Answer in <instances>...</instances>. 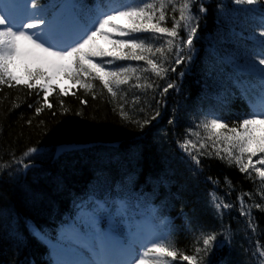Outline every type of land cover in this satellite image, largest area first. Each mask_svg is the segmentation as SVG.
<instances>
[{
  "label": "trees",
  "instance_id": "obj_1",
  "mask_svg": "<svg viewBox=\"0 0 264 264\" xmlns=\"http://www.w3.org/2000/svg\"><path fill=\"white\" fill-rule=\"evenodd\" d=\"M60 1L38 3L48 6ZM77 1L86 4L93 0ZM181 2L177 0V8ZM201 6L206 13L199 12ZM249 7L235 0H194L191 11L199 17L198 30L193 40L195 53L187 66L181 64L176 72L158 77L150 69L140 71L148 67L144 61H122V65L138 69L135 76L140 80L134 76L128 84L120 85L115 89L117 98L103 88L100 80L81 77V83L93 87L86 90L72 81V89L64 91L67 95L55 88L48 96L53 108L49 110L45 104V110L36 115L37 101L43 104L42 91L24 85H0V164L9 165L13 157H22L28 148L38 149L26 158L28 168L14 163L0 167V264H50L41 239L51 240L78 198L91 194L101 199L123 197L111 190L116 185L121 186L119 191L131 188L134 192L151 185L160 187L157 194H143L155 204L166 203L165 207L175 210V226L179 224V228L174 236L178 252L176 259L172 258L174 264H188L179 254L192 255L197 237L211 231L231 238L227 247L222 244L211 257L213 264H263L256 245L259 241L264 246V212L252 207L256 225L253 233L248 224L242 226L235 218L217 216L208 204V194L216 190L236 210L242 195L248 206L264 205V186L253 172L251 176L241 173L235 163L230 166L214 155L201 156L200 170L190 172L193 161L180 146L186 138L199 144L187 132L199 131L201 137L205 136L196 126L214 115L229 127L247 118L242 97L251 93V85L259 87L261 81L244 75L238 65L260 51L250 41L264 31V14L259 11L264 2L255 6V11H247ZM173 15L178 18L179 12H171L169 6L162 26L171 27ZM178 31L185 35L183 29ZM164 55L172 59L166 45ZM152 58L162 61L161 53ZM168 82L175 83L176 88L169 89L162 98L161 114L150 125L141 131L123 118L121 104L130 118L143 120L139 108L150 105L155 109L161 99L159 92ZM136 83L152 87H132ZM29 118L31 126L26 123ZM41 120L44 124L38 126ZM207 143L211 152V142ZM60 145L86 147L55 159V149Z\"/></svg>",
  "mask_w": 264,
  "mask_h": 264
},
{
  "label": "snow or ice",
  "instance_id": "obj_2",
  "mask_svg": "<svg viewBox=\"0 0 264 264\" xmlns=\"http://www.w3.org/2000/svg\"><path fill=\"white\" fill-rule=\"evenodd\" d=\"M193 2L194 0H182L177 8V0H123L119 4L114 0H108V3L96 5L95 8L86 12L73 13V9H83L84 6L72 4L71 0H67L62 10L53 13L52 18L48 19L38 0H0V85H7L9 88L24 85L29 90L42 91L43 104L37 101L35 107L32 104L28 105L30 108L34 107L36 115L45 110V104L47 109L53 108V104L48 102V96L56 90L53 87V81L61 73L86 90L91 89L93 85L81 83L82 76L98 79L102 82L103 88L107 89L113 98H117L118 93L115 89L120 85L128 84L138 69L115 65V69L110 70L105 66L103 58L112 57L115 61H144L148 67L140 71L147 72L150 69L158 77H163L169 71L176 72L181 64L187 66V62L191 60L193 40L198 30L199 17L191 11ZM262 2L264 0H235L238 5L250 6L247 11L257 10L255 6ZM169 6L171 12H179V17L173 15L172 26L166 27L162 26L161 22L166 20V9ZM13 8L15 12L12 11ZM206 11L203 6L199 8L200 13H206ZM259 11L264 14V7ZM178 29H183L185 35L181 36ZM58 32L72 37L71 42L61 44L55 41L53 36ZM140 33L151 35H137ZM259 35L264 38V31H261ZM98 37H102L109 48H100L97 45ZM157 42H160L159 46H156ZM165 45L172 59L164 55ZM260 45V51L253 56L249 65V71L256 73L264 82V39L260 40ZM157 53H161V62L152 58ZM34 64L39 65L35 70L31 67ZM20 69L23 70V76L17 75ZM93 73H95L94 76ZM179 75L183 76L184 73L180 72ZM135 79L139 81L140 76H135ZM132 87L142 89L152 85L136 83ZM175 88V83L168 82L159 92L161 99L157 100L158 106L155 109H151L150 105L139 108V111L144 113L143 120L130 118L123 111V104L119 105L121 115L142 131L160 116L159 105L163 103L162 98L169 89ZM40 91L36 92L38 96ZM61 91L64 92V90ZM64 94L68 93L64 92ZM80 103L86 104L87 101L80 100ZM61 107H63L62 102ZM252 107L251 117L243 118L236 126L229 127L226 122L218 118L201 121L196 127L202 128L205 136L201 137L199 131L189 130L187 136L196 137L200 142L197 144L192 139L186 138L180 145L181 148L188 153L197 166L201 163V156L214 155L215 158L226 160L230 166L235 163L241 173H248L249 176H251L249 172L251 169L264 181V167H257V165L264 166V135L260 137L255 135L258 131H264V90L261 91ZM63 110L68 111L67 108ZM76 114L80 115V113ZM51 115L55 116L56 112L52 111ZM26 123L31 126L32 118H29ZM169 123L172 124L174 121L170 120ZM43 124L44 121L41 120L38 126ZM208 141L211 142V152L208 151ZM221 143L223 147H218ZM202 149L204 151H201ZM71 151H74L72 145H60L56 155ZM36 152H38L36 147L28 148L22 157H13L9 165L0 164V167H7L14 163L28 168L26 158ZM253 157L258 158L254 161ZM239 199L240 215L249 217L248 226L254 233L256 225L251 215V208L255 207L264 212V205L256 203L245 210L243 195ZM231 207L229 203L214 201L217 214H220L221 208ZM93 227L91 237L77 249L81 259L73 264H171L170 261L162 258L171 257L175 260L178 255L172 231L161 235L137 228V231L133 232L130 226L126 234H117L114 229L102 231L97 225ZM230 239L229 236L216 231L202 232L197 237L193 254L180 253L179 255L188 264H213L211 257L219 252L222 244L227 247ZM256 252L260 258H264V246H261L259 241H257ZM152 256L155 259H150ZM57 264H69V262L58 260ZM221 264L226 262L222 261Z\"/></svg>",
  "mask_w": 264,
  "mask_h": 264
},
{
  "label": "rangeland",
  "instance_id": "obj_3",
  "mask_svg": "<svg viewBox=\"0 0 264 264\" xmlns=\"http://www.w3.org/2000/svg\"><path fill=\"white\" fill-rule=\"evenodd\" d=\"M13 12H15V9H12ZM64 37H59V38H53L55 41L61 43V44H66V43H70L72 37H70L69 35L65 34L63 35ZM97 45L102 48V49H107L109 48L108 43L102 38V37H98L97 38ZM97 60L101 59V58H96ZM103 61L105 63V66L110 69V70H114L115 69V65L116 62L114 60V58L112 57H104ZM109 61H112V63H109ZM252 61H245L243 62V64H240L238 66L243 67L244 69H246L247 71H249V65ZM31 67L33 68V70H35L37 67H39V65H31ZM251 72V71H249ZM17 75H21L23 76V70L20 69L17 71ZM93 75H95V73H93ZM82 77H86V76H82ZM53 87L54 88H59L60 90H64V91H70L73 87L72 81L68 80L65 76V74L61 73L59 76H57L55 78V80L53 81ZM255 135L257 137H260L262 135H264V131H258L255 133ZM32 156V155H31ZM258 157H253V160L255 161ZM214 206V204H213ZM101 209V210H100ZM100 211H102V208H99ZM88 215V214H87ZM96 225L93 224L91 225L94 226ZM91 237V235L88 234V232L83 233V235H79L76 237V240H73L70 245L69 248H62L61 245H58V249L59 251L68 259H74L73 258V254L74 253H78V248L80 247L81 244H83L85 241H87L89 238ZM59 253H57L58 255Z\"/></svg>",
  "mask_w": 264,
  "mask_h": 264
},
{
  "label": "water",
  "instance_id": "obj_4",
  "mask_svg": "<svg viewBox=\"0 0 264 264\" xmlns=\"http://www.w3.org/2000/svg\"><path fill=\"white\" fill-rule=\"evenodd\" d=\"M72 146H73L74 150L82 148V146H77V145H72ZM63 153H65V152H62L59 156H57L56 153H55V158H59Z\"/></svg>",
  "mask_w": 264,
  "mask_h": 264
}]
</instances>
